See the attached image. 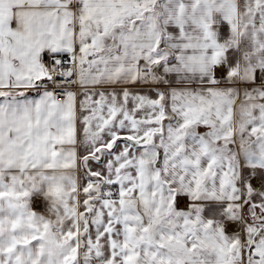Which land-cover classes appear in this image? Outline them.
<instances>
[{
	"label": "snow or ice",
	"instance_id": "1",
	"mask_svg": "<svg viewBox=\"0 0 264 264\" xmlns=\"http://www.w3.org/2000/svg\"><path fill=\"white\" fill-rule=\"evenodd\" d=\"M0 264H264V0H0Z\"/></svg>",
	"mask_w": 264,
	"mask_h": 264
}]
</instances>
